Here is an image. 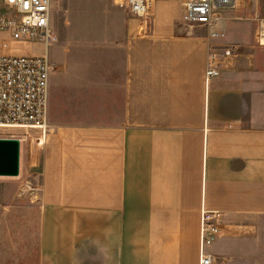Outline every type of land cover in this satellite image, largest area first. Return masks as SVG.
I'll list each match as a JSON object with an SVG mask.
<instances>
[{
	"label": "crops",
	"instance_id": "obj_1",
	"mask_svg": "<svg viewBox=\"0 0 264 264\" xmlns=\"http://www.w3.org/2000/svg\"><path fill=\"white\" fill-rule=\"evenodd\" d=\"M183 13L182 0H154L150 31L128 13L124 55L98 53L94 71L80 57L64 75L76 82L55 87L52 69L50 130L26 167L40 189L0 212V264H200L205 210L221 213L216 264H264L258 23L216 40ZM221 46L235 56L207 80Z\"/></svg>",
	"mask_w": 264,
	"mask_h": 264
},
{
	"label": "built area",
	"instance_id": "obj_2",
	"mask_svg": "<svg viewBox=\"0 0 264 264\" xmlns=\"http://www.w3.org/2000/svg\"><path fill=\"white\" fill-rule=\"evenodd\" d=\"M55 0H0V33L8 32L0 47V128H38L37 137L42 149L50 130L48 121L50 75L53 69L49 57L50 43L56 40L53 28ZM116 5L143 21L142 31L148 32L153 24L154 0H114ZM252 0H182L183 21L204 26L210 38L222 39L228 34V12L245 6ZM264 44V18L256 31ZM42 40L47 47L43 54H20L14 43ZM235 56L231 46L212 48L207 59V80L218 77L229 67ZM30 187L32 194L40 189L37 179ZM220 212L205 210L201 228L200 264H216L215 255L208 248L222 236Z\"/></svg>",
	"mask_w": 264,
	"mask_h": 264
},
{
	"label": "rangeland",
	"instance_id": "obj_3",
	"mask_svg": "<svg viewBox=\"0 0 264 264\" xmlns=\"http://www.w3.org/2000/svg\"><path fill=\"white\" fill-rule=\"evenodd\" d=\"M252 8L250 16L241 15L240 18H229V37L253 36L254 22L259 24V20L264 18V0L255 1ZM128 13L118 8L114 0H55L53 28L56 40L50 43L49 48V57L53 64L51 87L61 85L65 83V80L69 82L72 79L76 82L77 76L74 77L72 73L67 77L64 75H66V70H71L70 68L79 69L80 57L87 65V69L94 71L97 64L95 56L98 53L124 55L129 35L128 28L133 19ZM234 22L238 23L236 30H233ZM199 29L204 30L202 27ZM9 37L8 32L0 33V47L2 40ZM13 48L17 49L20 54H43L47 51L46 44L39 39L26 44L14 43ZM69 58L75 59V62ZM74 64L77 66L73 67ZM94 111L97 110L94 109ZM41 133L42 131L38 128H0V137L21 140L20 175L0 176V212H14L17 204L24 201V197L32 196L30 187L34 183L32 179L38 178V172L34 170L35 173L31 174L32 167H30V174H27L26 167L39 152L37 137Z\"/></svg>",
	"mask_w": 264,
	"mask_h": 264
},
{
	"label": "water",
	"instance_id": "obj_4",
	"mask_svg": "<svg viewBox=\"0 0 264 264\" xmlns=\"http://www.w3.org/2000/svg\"><path fill=\"white\" fill-rule=\"evenodd\" d=\"M21 173V140L0 137V176L16 177Z\"/></svg>",
	"mask_w": 264,
	"mask_h": 264
}]
</instances>
